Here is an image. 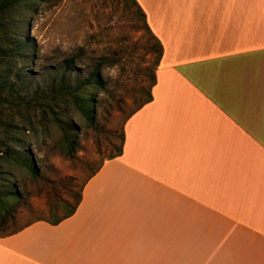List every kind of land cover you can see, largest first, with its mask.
I'll list each match as a JSON object with an SVG mask.
<instances>
[{
    "label": "crops",
    "instance_id": "1",
    "mask_svg": "<svg viewBox=\"0 0 264 264\" xmlns=\"http://www.w3.org/2000/svg\"><path fill=\"white\" fill-rule=\"evenodd\" d=\"M163 54L76 211L0 264H264V0H137Z\"/></svg>",
    "mask_w": 264,
    "mask_h": 264
},
{
    "label": "rangeland",
    "instance_id": "2",
    "mask_svg": "<svg viewBox=\"0 0 264 264\" xmlns=\"http://www.w3.org/2000/svg\"><path fill=\"white\" fill-rule=\"evenodd\" d=\"M28 15L22 34L31 40L34 55L24 63L22 83H16V88L24 87L27 102H10L7 90L0 93V147L7 148L3 143L9 136L23 138L24 147L14 140L10 150L15 155L25 152L37 173L0 156V235L70 212L88 178L122 146L125 123L146 100L160 64L156 38L130 0H39L36 11ZM72 57L83 74L96 71L104 81V87L86 88L94 93L93 110L85 114L80 106L57 99L61 103L54 113L36 117L40 111L34 110V93L38 87L49 89L62 75L64 61ZM45 95L43 101L55 105L52 94ZM57 114L75 126L73 149ZM11 185L19 198H5ZM5 201L10 211L3 216Z\"/></svg>",
    "mask_w": 264,
    "mask_h": 264
},
{
    "label": "trees",
    "instance_id": "3",
    "mask_svg": "<svg viewBox=\"0 0 264 264\" xmlns=\"http://www.w3.org/2000/svg\"><path fill=\"white\" fill-rule=\"evenodd\" d=\"M39 0H0V93L7 90V96L10 102H14L15 99H24L23 91L24 87L18 86L16 88V83L21 82L24 78V63H29L33 58L34 50L32 48V42L29 38L23 37L22 31L25 27L24 19H26L30 12H35L38 6ZM132 4L136 5L141 17L144 20L145 26L151 31L147 20L146 14L142 7L139 5L137 0H130ZM152 33V31H151ZM152 35L156 38V43L158 46V64L161 60L163 54V46L160 40L152 33ZM155 81L152 86H154ZM99 85L104 87V81L100 76V73L96 71H92L88 74H83L81 70L77 67V62L74 57L68 58L64 61V71L62 75L56 76L52 80V85L49 89H43L40 91L38 87V91L35 92V96L33 100L37 103V107L34 110H38L40 112H36L34 115L36 117L43 118L48 115L49 112L54 113V107L57 106V99H62L63 104L69 105L70 107L80 106L85 114H88L90 110H93L90 103H93L95 97L94 93H87L86 88L92 85ZM41 92H44L43 97L39 96ZM45 93L52 94L54 104L44 102L48 96ZM153 98L152 89L147 94V98L143 103L139 106L141 107L143 104L147 103ZM26 103L27 100L24 99ZM40 105V106H39ZM138 107V108H139ZM137 108V109H138ZM55 117V115H54ZM55 119L62 124L63 128L67 130V140L69 141V148L73 149L75 145V140L72 139L73 131L75 130V126L71 120H62L59 114L56 115ZM32 120V119H31ZM17 142V145L22 146V140L15 139V136H9L7 141L3 143L7 148L5 150H1L0 147V156L4 155L5 161H17L22 164L28 165V167L36 174L37 168L31 165L29 158L22 153H18L17 155L12 153L10 150V141ZM123 142H124V132H123V141L122 146L119 148L117 154L112 155L109 158H113L118 156L123 151ZM2 145V144H0ZM21 155V156H20ZM2 169H0V173ZM1 179V177H0ZM82 195V194H81ZM4 196L6 199H17L20 197L19 192L14 189L11 185L7 190L4 191ZM81 197L75 206H73L70 212L64 215L62 218L51 221L53 223H58L62 219L72 215L79 205ZM10 211V207L8 204L3 202V216L7 215ZM13 233V232H12Z\"/></svg>",
    "mask_w": 264,
    "mask_h": 264
}]
</instances>
